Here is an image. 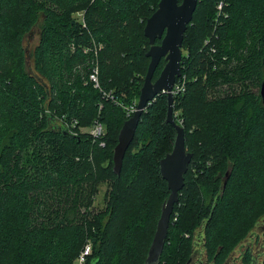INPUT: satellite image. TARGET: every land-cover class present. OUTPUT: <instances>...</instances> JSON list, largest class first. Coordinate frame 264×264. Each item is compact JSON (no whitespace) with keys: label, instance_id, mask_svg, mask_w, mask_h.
I'll use <instances>...</instances> for the list:
<instances>
[{"label":"trees","instance_id":"trees-1","mask_svg":"<svg viewBox=\"0 0 264 264\" xmlns=\"http://www.w3.org/2000/svg\"><path fill=\"white\" fill-rule=\"evenodd\" d=\"M158 3L0 0V264H74L87 241L84 264L145 263L169 195L159 159L176 137L164 93L142 111L118 175L112 168ZM181 53L172 113L192 159L157 264H186L199 228L205 260L223 264L264 213V0H198ZM95 120L104 134L93 140L80 128ZM99 179L105 205L94 209Z\"/></svg>","mask_w":264,"mask_h":264},{"label":"water","instance_id":"water-1","mask_svg":"<svg viewBox=\"0 0 264 264\" xmlns=\"http://www.w3.org/2000/svg\"><path fill=\"white\" fill-rule=\"evenodd\" d=\"M197 1L182 0L178 3V0H159L157 9L146 19L144 35L148 38L149 48L145 55L149 58V63L136 108L133 114L124 121L118 134V143L114 148L112 170L118 175L125 151L133 139L142 111L158 94L164 93L167 97L166 121L174 126L176 137L172 150L159 159L160 173L167 182L169 195L162 204L155 234L144 264H157L158 262L173 205L178 201L179 191L184 184V174L192 159V153L185 146L183 127L175 122L172 113L174 102L172 88L180 75L181 45L187 24L192 20ZM156 39H159L160 43L156 44ZM161 58H164L165 64L153 80L154 72ZM259 95L264 102V79L259 86ZM190 261L191 259L186 264H189Z\"/></svg>","mask_w":264,"mask_h":264},{"label":"rangeland","instance_id":"rangeland-1","mask_svg":"<svg viewBox=\"0 0 264 264\" xmlns=\"http://www.w3.org/2000/svg\"><path fill=\"white\" fill-rule=\"evenodd\" d=\"M220 3H217L216 7L212 6H205L203 8L204 10H214L220 11ZM203 10L199 13L198 17L201 18ZM213 12V11H212ZM80 13H77L79 15ZM192 32H196V24L192 27ZM214 27L212 30L207 31V37H205L206 40H209L210 34H212ZM203 40V42L205 41ZM38 40V32H34L31 35H26L25 39L23 41V45L25 47L33 48L34 45L37 43ZM155 79V78H154ZM153 79V80H154ZM129 108V107H128ZM82 132H88L89 127H81L80 128ZM98 191L96 193L93 207L94 209H100L103 208L105 205V199H104V192L107 188V181H101L98 180ZM249 246L252 250V262L251 264H260L262 260V254L264 249V213L259 215L257 217V220L254 224V226L251 228V230L248 232L247 236L235 247V249L232 252L233 255L236 257L237 255H240L245 247ZM236 259V258H235ZM210 264L207 263L205 260V253L204 249L202 247V231L201 229H197L194 233V239H193V253L191 255V263L190 264ZM74 264H77L76 261Z\"/></svg>","mask_w":264,"mask_h":264},{"label":"built area","instance_id":"built-area-1","mask_svg":"<svg viewBox=\"0 0 264 264\" xmlns=\"http://www.w3.org/2000/svg\"><path fill=\"white\" fill-rule=\"evenodd\" d=\"M221 8V5H219ZM89 79L94 83L95 87H98V68L95 66L91 73L89 74ZM184 90V78L181 77L178 80L176 79L173 88L172 93L175 96L177 93H181ZM110 93H106V96H109ZM136 108V103H133L128 109L127 113L128 115L133 114L134 110ZM88 133L91 135L93 140L100 139L104 134V128L103 125L99 121H94L93 124L89 127ZM101 146L104 145L102 141L99 142ZM91 253V243L89 241L85 242L83 247L81 248L79 255L76 259L77 264H84L86 261L87 256H89Z\"/></svg>","mask_w":264,"mask_h":264},{"label":"flooded vegetation","instance_id":"flooded-vegetation-1","mask_svg":"<svg viewBox=\"0 0 264 264\" xmlns=\"http://www.w3.org/2000/svg\"><path fill=\"white\" fill-rule=\"evenodd\" d=\"M232 252L226 258V260L223 262V264H251V262H252V250L250 249L249 246L245 247L244 250L242 251V253L240 255H237L236 257L234 255L232 257ZM189 264H190V262H189Z\"/></svg>","mask_w":264,"mask_h":264}]
</instances>
